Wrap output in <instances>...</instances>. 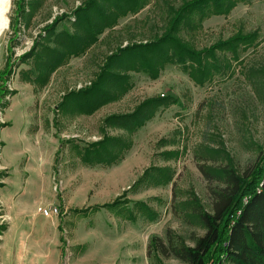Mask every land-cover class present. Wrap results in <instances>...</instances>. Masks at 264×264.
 I'll return each mask as SVG.
<instances>
[{
    "label": "rangeland",
    "instance_id": "obj_1",
    "mask_svg": "<svg viewBox=\"0 0 264 264\" xmlns=\"http://www.w3.org/2000/svg\"><path fill=\"white\" fill-rule=\"evenodd\" d=\"M14 1L8 13V28L0 39V71L5 67L10 45L13 59H17L31 49L43 28L55 18H64L58 30L70 28L74 10L85 0H33L38 7L30 13L26 7L16 27L12 25L16 17ZM167 2L179 4V0H150L136 15L120 19L84 55L70 58L57 69L38 92L19 81V71L28 70V63H18L14 69L7 87L17 94L3 101L10 109L0 108V125L10 124L0 128V142L4 144L0 147V172H5L0 181L6 187L0 188V264H148L147 246L152 235L164 237L167 230L179 236L191 231L197 236L204 234L195 220L185 216L189 212L185 204L192 200L210 211L209 184L198 165L216 168L225 165L228 157L240 173L253 167L259 150L264 149V83L252 87L242 73L243 65H236L234 74L224 81L204 87L195 86L175 67L162 71L156 80L135 75L133 88L120 101L91 116L65 117L56 111L63 95L89 84L116 46L160 34ZM240 27L260 32L258 45L242 56L243 64L264 70V0L238 5L226 18L206 20L194 43L198 48L208 46ZM152 96H171L178 103L161 109L133 136L132 149L117 166H82L71 157L69 146L62 144L70 139L81 146L93 142L100 137L104 117L131 112ZM13 101L17 105L14 102L11 110ZM108 133L115 135L117 131ZM162 138L176 145L161 147L158 142ZM207 148L218 149L221 155L210 156L205 152ZM168 150H175L177 158L161 161L158 154ZM151 165L172 168V182L135 194L124 193ZM119 196L129 208H135V201L147 203L157 219H138L131 224L106 210H92L96 212L88 215L75 211L109 203ZM45 209L50 211L48 216L41 213ZM9 226L12 231L3 250L4 232ZM162 261L182 264L173 258ZM212 261L209 259L207 264Z\"/></svg>",
    "mask_w": 264,
    "mask_h": 264
},
{
    "label": "trees",
    "instance_id": "obj_2",
    "mask_svg": "<svg viewBox=\"0 0 264 264\" xmlns=\"http://www.w3.org/2000/svg\"><path fill=\"white\" fill-rule=\"evenodd\" d=\"M254 0H179L178 5L165 3L166 20L160 34L151 39L119 44L105 56L104 61L88 85L72 90L61 98L57 111L65 116H90L100 108L120 101L134 86L135 75L150 80L158 79L167 68L175 67L198 87L222 82L232 76L236 65H243L242 73L252 87L264 83V70L243 64L242 56L260 41L259 30L238 28L227 38H219L208 46L198 48L194 40L203 30V23L211 17H228L238 5H249ZM150 0H85L73 12L71 27L58 30L64 18L54 19L43 28L31 49L13 59L7 48V61L0 71V108H6L5 97L15 95L8 90L7 81L18 63H28V70H20L22 82L33 85L35 92L44 88L51 75L71 57H79L98 42L105 30H112L120 19L133 16L144 9ZM39 4L15 0L16 27L25 8L30 13ZM27 21L30 15H27ZM65 17V16H63ZM16 34L13 37V41ZM30 61V62H29ZM178 103L176 98L149 97L139 102L131 112L110 114L99 127L100 139L79 145L70 139L71 157L85 167L111 168L121 163L133 147V136L151 122L159 111ZM8 124H1L5 127ZM109 130L117 131L111 135ZM159 146H175L167 138ZM62 148L57 150V156ZM210 155H221L220 150L207 148ZM159 158L168 162L177 158L175 150L161 151ZM225 165L216 168L198 165L210 198V211H205L195 200L186 203V217L202 227L204 234L189 232L186 236L167 230L164 237L152 235L147 246L148 264H164L173 258L182 264H264V149L259 150L256 162L246 172L236 170L227 157ZM56 161V158H55ZM4 175L0 173V177ZM175 172L166 166L151 165L124 193L135 194L141 189L169 185ZM2 184L0 183V187ZM122 196L109 203L94 205L76 213L88 215L106 210L117 219L131 224L138 219L153 222L157 213L143 201L133 202V208L122 202ZM96 210V211H92ZM3 228V227H2ZM190 243V245H186Z\"/></svg>",
    "mask_w": 264,
    "mask_h": 264
},
{
    "label": "crops",
    "instance_id": "obj_3",
    "mask_svg": "<svg viewBox=\"0 0 264 264\" xmlns=\"http://www.w3.org/2000/svg\"><path fill=\"white\" fill-rule=\"evenodd\" d=\"M87 51H88V50H87ZM83 55H84V54H83ZM71 58H73V57H71ZM61 67H62V66H61ZM59 68H60V67H59ZM59 68H58V69H59ZM19 81L22 82V81L20 80V78H19ZM49 81H50V80H49ZM22 83H24V84H29V83H26V82H22ZM29 85H31V84H29ZM31 86L33 87V85H31ZM45 87H46V86H45ZM42 89H43V88H42ZM79 89H80V88H79ZM40 90H41V89H40ZM77 90H78V89H77ZM70 91H72V90H70ZM70 91H69V92H70ZM14 92H16V93H15V95H16V94H17V91H14ZM33 92H35L34 87H33ZM37 92H38V91H37ZM13 96H14V95H12V96H10V97H13ZM62 97H63V96H62ZM62 97H61V98H62ZM18 99H19V98H18ZM17 101H18V100H17ZM17 101H13V102H12L13 105H12V106L10 105V106H11V110L13 109V107L15 106V104L17 105V103H16ZM60 101H61V100H60ZM14 102H15V104H14ZM18 104H19V106H20V105H21V102L18 101ZM7 107H8V109H10V108H9V104L7 105ZM7 107H6V108H7ZM56 111H57V106H56ZM57 112H58V111H57ZM94 113H95V112H94ZM94 113H93V114H94ZM90 116H91V115H90ZM107 116H108V115H107ZM4 123H5V124H8V125L5 126V127H3V126L0 125V128H1V129H4V128L10 126V124H9L8 122H3L2 124H4ZM99 139H100V137L94 139L93 142H95V141H97V140H99ZM3 146H4L3 142H0V147H3ZM6 149H7V148H6ZM3 151H4V150H3ZM3 151H2V152H3ZM7 151H8V150H7ZM6 155L9 156V152H8V154L6 153ZM9 157H10V156H9ZM2 161H3V162H6V160L4 159L3 155H2ZM0 173H3V174H4V175H2L1 177H5V172H0ZM0 183L2 184V186H1L0 188H4V187H5V184H3L1 181H0ZM5 188H6V187H5ZM23 211H24V210H23ZM3 229H4V227H3L1 230H3ZM11 231H12V227L9 226V227L7 228V231L4 232V237H3V242H4V243H3V245H2L3 250H5V249L7 248V244L9 243V235H10Z\"/></svg>",
    "mask_w": 264,
    "mask_h": 264
},
{
    "label": "bare ground",
    "instance_id": "obj_4",
    "mask_svg": "<svg viewBox=\"0 0 264 264\" xmlns=\"http://www.w3.org/2000/svg\"><path fill=\"white\" fill-rule=\"evenodd\" d=\"M11 0H0V39L8 28Z\"/></svg>",
    "mask_w": 264,
    "mask_h": 264
},
{
    "label": "built area",
    "instance_id": "obj_5",
    "mask_svg": "<svg viewBox=\"0 0 264 264\" xmlns=\"http://www.w3.org/2000/svg\"><path fill=\"white\" fill-rule=\"evenodd\" d=\"M49 212L46 209L45 210H41V213H42L43 216H48L49 215Z\"/></svg>",
    "mask_w": 264,
    "mask_h": 264
}]
</instances>
